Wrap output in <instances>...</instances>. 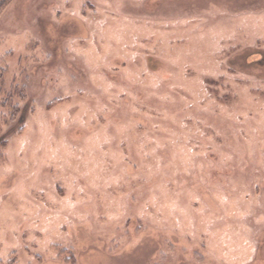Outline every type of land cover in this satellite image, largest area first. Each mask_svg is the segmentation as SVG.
Returning <instances> with one entry per match:
<instances>
[{
    "label": "rangeland",
    "instance_id": "rangeland-1",
    "mask_svg": "<svg viewBox=\"0 0 264 264\" xmlns=\"http://www.w3.org/2000/svg\"><path fill=\"white\" fill-rule=\"evenodd\" d=\"M0 264H264V0H10Z\"/></svg>",
    "mask_w": 264,
    "mask_h": 264
},
{
    "label": "trees",
    "instance_id": "trees-1",
    "mask_svg": "<svg viewBox=\"0 0 264 264\" xmlns=\"http://www.w3.org/2000/svg\"><path fill=\"white\" fill-rule=\"evenodd\" d=\"M10 0H0V10L8 3Z\"/></svg>",
    "mask_w": 264,
    "mask_h": 264
}]
</instances>
